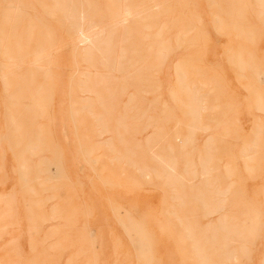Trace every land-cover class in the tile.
I'll list each match as a JSON object with an SVG mask.
<instances>
[{
    "label": "rangeland",
    "instance_id": "374dc122",
    "mask_svg": "<svg viewBox=\"0 0 264 264\" xmlns=\"http://www.w3.org/2000/svg\"><path fill=\"white\" fill-rule=\"evenodd\" d=\"M0 264H264V0H0Z\"/></svg>",
    "mask_w": 264,
    "mask_h": 264
},
{
    "label": "bare ground",
    "instance_id": "6f19581e",
    "mask_svg": "<svg viewBox=\"0 0 264 264\" xmlns=\"http://www.w3.org/2000/svg\"><path fill=\"white\" fill-rule=\"evenodd\" d=\"M127 14H128V12H125L124 14H123V16H127ZM78 35H83V32H78ZM81 37V36H80ZM79 38V37H78ZM84 38V37H83ZM81 40V39H80ZM86 41V40H85Z\"/></svg>",
    "mask_w": 264,
    "mask_h": 264
}]
</instances>
